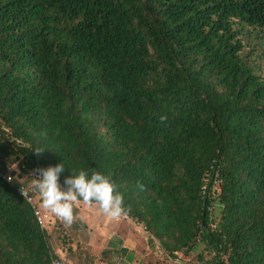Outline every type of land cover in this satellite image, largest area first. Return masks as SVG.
Masks as SVG:
<instances>
[{"label":"trees","instance_id":"16d2710c","mask_svg":"<svg viewBox=\"0 0 264 264\" xmlns=\"http://www.w3.org/2000/svg\"><path fill=\"white\" fill-rule=\"evenodd\" d=\"M263 70L264 0H0V264L57 258L14 189L62 162L173 264H264Z\"/></svg>","mask_w":264,"mask_h":264},{"label":"rangeland","instance_id":"374dc122","mask_svg":"<svg viewBox=\"0 0 264 264\" xmlns=\"http://www.w3.org/2000/svg\"><path fill=\"white\" fill-rule=\"evenodd\" d=\"M86 207L80 214L76 209L71 227L47 211L50 217L46 226L49 246L66 264H173L161 255L157 245L139 226L125 224L121 217L106 218L94 204ZM211 210L212 218L217 220L219 207L216 203ZM202 248L197 242L190 256L201 253L203 257ZM178 259L184 263L188 258L180 256Z\"/></svg>","mask_w":264,"mask_h":264},{"label":"clouds","instance_id":"9594fccd","mask_svg":"<svg viewBox=\"0 0 264 264\" xmlns=\"http://www.w3.org/2000/svg\"><path fill=\"white\" fill-rule=\"evenodd\" d=\"M166 119L165 116L160 117L161 122ZM33 150L37 157L45 151L40 148ZM64 171L63 162L46 169H36L38 178H32L29 189L38 194L41 207L54 214L66 226L71 227L75 222L74 205L81 202L88 206L96 205L100 212L111 219L126 215L122 194L103 174L93 171L89 176L84 170H80L78 174L71 171V177L64 179L66 190H63L59 178ZM22 194L24 197L28 196V190L22 188Z\"/></svg>","mask_w":264,"mask_h":264},{"label":"built area","instance_id":"2783aa9c","mask_svg":"<svg viewBox=\"0 0 264 264\" xmlns=\"http://www.w3.org/2000/svg\"><path fill=\"white\" fill-rule=\"evenodd\" d=\"M12 168L0 164V180L5 183L11 182ZM30 182L17 185L14 189L15 195L22 199L31 208L32 214L35 218L36 224L40 229L45 228L50 221V217L47 211H45L40 205V199L38 194L32 192L29 189ZM22 188L28 190V196L24 197L22 194ZM31 197V199H29ZM49 264H66L65 261L59 257L54 258Z\"/></svg>","mask_w":264,"mask_h":264},{"label":"crops","instance_id":"0c3cea01","mask_svg":"<svg viewBox=\"0 0 264 264\" xmlns=\"http://www.w3.org/2000/svg\"><path fill=\"white\" fill-rule=\"evenodd\" d=\"M82 204V205H81ZM79 203V204H76V205H74L75 207H76V209H77V211H78V214H80V211L83 209V208H85V206H87L86 208H89V206L88 205H85V204H83V203ZM98 208V207H97ZM98 210V209H97ZM98 212L100 213V214H102V212H100V210H98ZM105 215V214H104ZM103 215V216H104ZM105 217L107 218L108 216H106L105 215ZM121 218H122V221L125 223V224H130L131 222H129L124 216H121Z\"/></svg>","mask_w":264,"mask_h":264}]
</instances>
